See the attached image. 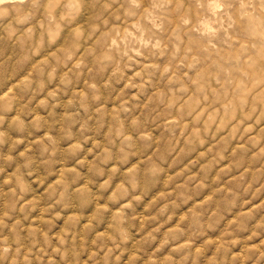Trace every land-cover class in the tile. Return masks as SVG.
Here are the masks:
<instances>
[{
    "label": "clouds",
    "instance_id": "9594fccd",
    "mask_svg": "<svg viewBox=\"0 0 264 264\" xmlns=\"http://www.w3.org/2000/svg\"><path fill=\"white\" fill-rule=\"evenodd\" d=\"M28 2L0 0V264L264 260L178 219L128 227L264 189V0H42L17 23Z\"/></svg>",
    "mask_w": 264,
    "mask_h": 264
},
{
    "label": "rangeland",
    "instance_id": "374dc122",
    "mask_svg": "<svg viewBox=\"0 0 264 264\" xmlns=\"http://www.w3.org/2000/svg\"><path fill=\"white\" fill-rule=\"evenodd\" d=\"M42 0H29L28 4H25L22 7L16 8L14 15L16 17L17 23L24 20L26 17V10L37 12ZM92 7H95L96 0H90ZM5 48V41L0 38V50ZM5 77L0 75V85H3ZM7 106L0 104V113L5 112ZM31 130V129H29ZM7 144H0V168L7 166V162L3 159V154L8 151ZM67 155L66 153H62ZM264 173V170H262ZM157 181L150 180L145 181V196L148 192L155 188ZM167 181L165 182V187H167ZM255 184V180L253 181ZM202 187V186H200ZM196 190H193L195 193ZM249 195V191L241 193L237 186V189L234 191L231 197H225L220 200L215 201L216 211L207 216L205 212H197L196 210L189 211L184 215H179L180 210L183 208L184 203L188 199L186 196H181L177 198V202L173 203L166 210L170 213L169 217H165L164 212H160L157 216L149 218L153 205H148L143 212H137L136 207H133L129 210L128 216V227L129 229L137 227L141 232L145 230V226H151L157 222L159 218L162 228L163 222L165 219H171L172 223H175L178 219L180 223L186 224L190 238L200 239L202 236L208 233H217L219 232L218 240L208 241L203 247H209L215 243H224L226 240H229L233 237L239 238L240 249H245L251 243H261L264 241V204H260L258 208L253 209L251 212L246 211V208H251L252 203H259L260 200L264 199V189L260 192H255L251 195V200L247 204L245 203V198ZM4 197L0 195V201ZM211 203V201H209ZM87 204V200H82L81 206L84 207ZM138 206V205H137ZM100 217V211L90 217V219L96 220ZM228 217H234L233 219H228ZM183 235L177 231L164 233L165 240L171 239L173 237ZM250 237V238H249ZM150 237H145L143 240L136 241L134 247L143 248L147 245H150ZM164 242H162V247ZM229 248H236V245L228 244ZM247 255L246 252L242 253ZM136 257H132L135 259ZM235 259V257H234ZM131 264V261L129 262ZM161 264H172L170 259H165L161 261ZM236 264H252L250 260H242L239 257L236 259ZM258 264H264V260L258 262Z\"/></svg>",
    "mask_w": 264,
    "mask_h": 264
}]
</instances>
